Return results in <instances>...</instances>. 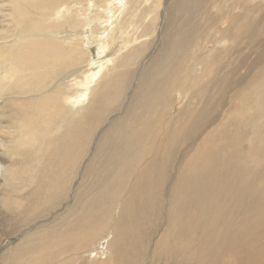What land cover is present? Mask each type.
<instances>
[{
	"label": "bare ground",
	"instance_id": "bare-ground-1",
	"mask_svg": "<svg viewBox=\"0 0 264 264\" xmlns=\"http://www.w3.org/2000/svg\"><path fill=\"white\" fill-rule=\"evenodd\" d=\"M70 1L82 8L86 0H0V76L9 69L0 81V144L13 122L8 104L49 108L33 121L38 140L16 158L0 156V204L27 228L4 252L43 253L52 239L65 254L109 228L106 264H264V6L242 12L235 0H168L145 23V12H133L139 18L115 46L129 51L61 84L56 77L85 60L78 42L115 37L134 2L92 0L104 26L67 48L69 36L51 19ZM179 86L191 94L175 111L167 94ZM82 99L74 116L70 107ZM38 226L42 242L25 244Z\"/></svg>",
	"mask_w": 264,
	"mask_h": 264
},
{
	"label": "rangeland",
	"instance_id": "rangeland-1",
	"mask_svg": "<svg viewBox=\"0 0 264 264\" xmlns=\"http://www.w3.org/2000/svg\"><path fill=\"white\" fill-rule=\"evenodd\" d=\"M95 1L98 2L99 6L100 5L107 6L108 5L107 2H109V1H104V0H95ZM128 1L129 0H126V2H128ZM167 1L168 0H134V2L131 3L130 6H129L130 9L128 8V10H129L128 12H130V14L129 15H127V14L124 15L125 17L124 16L120 17L118 19L117 23H116L115 29L112 30L111 33H115V37L113 35L109 34V38L108 39L104 38L102 40H98L97 43H92V41H90L91 43L90 42H86V43L84 42L83 44H80V42H78V46H81V50L85 54L84 62L79 64L77 67H72L71 69H69V70H67L65 72H62L61 75L56 77L55 80L56 81H60L61 84H62L63 81H66V79L63 80L64 77L72 75L75 71L82 72L83 74L87 73L86 75L97 73L100 70V68H98V65L100 63H102V61H104V65H106V64H108L109 61H114V60H117L118 58L122 57V55L127 53L129 51V49L125 50L121 46L120 47H115V46H117V45L119 46V44L121 43V38H122V36L124 34V30H126V28H124V25L126 26V25H128L129 21H131V20H135L136 21V19L139 18V17H136L133 14V12H145L143 17H141L142 23H145L146 14L148 12H159V14L161 12H164L165 11V4H166ZM236 1L242 3V12H253L252 11L253 9H251V8L260 9L261 6H264V0H235V2ZM87 2H88V4H87ZM70 3H72L74 5L63 6L62 7L63 10L59 9V10H57V12H54L55 15L51 19V21L59 23V26H60L59 32L61 34H65L66 36H69L70 39L66 42V47L67 48L74 46L77 43V40L81 38L80 35H83V32H85L84 37L89 38L94 30L96 31L97 28H100V26H104V23H102L103 19H101L100 17H96L97 13L94 12L96 10V7H94L95 4L92 2V0H86L83 3L84 5L82 6V8H81L82 2L78 3V1H75V2L74 1H70L67 4H70ZM169 3H170V1H169ZM223 3H224V0H223ZM92 4H93V6H92ZM87 7H89V9ZM83 8H85V9H83ZM87 9L89 11L85 12L84 10H87ZM238 10H239V8H236L235 11L238 12ZM6 14H8V13H6ZM85 17H89V21L88 22H90V23L83 22ZM91 17L94 18V20H95L94 23L91 22V19H90ZM107 17L111 18L110 16H107ZM151 17L152 16H150V18ZM73 20H78L79 21V25L74 26V27H70L69 29H66L65 28L66 24L71 22V21H73ZM159 21H160V19H159ZM122 22H125L126 24H122ZM93 26H95L96 29L91 28ZM55 30H57V29H55ZM158 31H159V27H158L157 31L155 32V34L151 36L150 41H156V36L158 34ZM105 33H106V31L104 32V36H106ZM84 37H82L83 41H84ZM107 42H109V46H108L109 49L105 50ZM242 45H243L242 46V56H244L245 54L249 53V48L246 47L247 46L246 43H243ZM112 48H114V49L111 51L110 55L108 56V53L110 52V50ZM118 51L119 52H125V53H119ZM6 69L2 73V75L0 76V81L3 80V75L5 74V72L6 73L9 72V69L8 68H6ZM46 72H48V73H52V72L56 73L57 71L50 70V71H46ZM177 93H178L179 98H178V96L177 97L175 96V94H177ZM190 94L191 93H190L189 89H185L183 86H181V87L179 86V87L172 88V90L167 95L170 96L171 101L174 104V110L176 111L177 107H179V104L181 106H183L185 104L184 102H186V100L188 101V98H189ZM3 100H4V98H3ZM3 100L0 101L1 104L3 103ZM179 100H181L182 103H179L178 102ZM83 101H84V99H82L81 101L74 102L72 104V108L70 107V110H71L70 113L74 114V116H75L76 112L82 110L83 107L86 105V102L88 100H86L84 105L82 104ZM42 107H43L42 111H37V109L32 104H27V105L8 104L7 105L6 115L8 117L10 116V118L12 119L13 122L11 123V127L9 126V129H8L9 131L4 128L5 129L4 132L7 133V131H8L10 135H8L9 138L5 139L3 141V143L0 144V149L2 148L0 150V156L5 158L6 160L16 158V155L18 154L19 150L23 146L30 147L31 143L35 141V138H36V140H38L37 139L38 137L36 136L35 130H34V127H36V126H35V123H33V121H40L43 117H45V113H48V110H49V108L47 106H45V105H43ZM34 111H35V113H34ZM38 112L40 113L39 117H38ZM173 113L174 112L172 110H168L166 112L167 115H171ZM116 115H118V113H116L115 115L114 114L110 115L109 119L107 118L106 122H109V120L112 119L113 117H115ZM33 116L35 117V119H34ZM3 120H5V119H3ZM14 122H15V124H14ZM24 122H26V123H24ZM104 125L105 124H103L98 129V131H96L97 135L100 134V131L102 130ZM20 127H21V129H18ZM47 127H48L47 131L50 134H53L55 132V130L57 129V125L54 124V123H52L51 125H48ZM27 134L32 136V138L29 137V135H27ZM26 138H28V139H26ZM24 140L25 141L27 140V141L24 142ZM245 146H247V144ZM12 147H13V149H12ZM17 148H18V150H17ZM7 149H8V151H6ZM90 155H92V152H91ZM86 158L87 157H85V160H83V162L81 164H83L86 161ZM24 166L26 167L25 164H24ZM25 167H22V169H21V167H17L16 171H18V169H19V171H21ZM82 167H83V165L80 166V169ZM1 169H2V171H4L5 168L1 167ZM3 174H6V173H3ZM128 182H129V180H127V183H126L127 185H128ZM110 185L114 186V183H110ZM94 186L98 188V186L101 187L102 184H99V185L96 184ZM124 190H125L126 196H128V191H126V188H124ZM62 207H60V208H62ZM4 211L5 210L3 208V203H2V204H0V257H4L5 258L4 254L7 255L8 253H7V251H5L6 252L5 253L3 249H7L6 248L7 244L9 245V243H7V242H11V243L13 242L14 243V241L18 240V236H19V238L22 236L21 235V234H23L22 231L27 229V228H25V227L22 228V225L20 227L21 229L18 228L15 225V220L12 217L6 215ZM48 214L45 215L43 218L47 217ZM54 214L55 213H53V216H54ZM117 215H119V214L117 213L115 215V213L113 211L111 218H114L116 220L115 217ZM114 219H111V220H114ZM35 227L36 226H35V223H34V228ZM50 228L51 227L47 228L46 231L50 230ZM37 229L38 230H34L35 231V236L33 238L24 239L23 240V241H25V244H27L29 242L30 244H34V245L36 244L37 245L36 241L42 242V239H44V238H42L43 237V235H42L43 233L40 232L39 226H38ZM19 231H20V234H18ZM16 234H18V235H16ZM97 239H99V240H97ZM100 239L102 241H100ZM112 240H113V238L111 236V230L108 228L107 230H104V231L100 232L98 234V238H94L93 240H90L89 241L90 243L87 242L86 247L83 248V249L81 248V246L79 244H76V242H75V244L72 245L73 249L71 248V251H69L68 253H65V257L67 258L66 264H106V263H108L110 256H109V253H108L106 245H108L109 243H112ZM45 241H46V243L51 244V242L47 241V239L43 240V242H45ZM94 241L96 243H93ZM91 244L93 245L92 247H91ZM36 245H35V247H36ZM55 245H56V242H54V246ZM58 245H59V243H58ZM149 246L150 245L144 246V252H145V255L143 257L144 262H147L148 259H149L148 258L149 257L148 253L150 252V249H149V251H146L149 248ZM54 249L56 250L58 248H54ZM103 249H105L104 250L105 252L103 251ZM36 251H37V247L35 248L34 252H36ZM34 252L33 251L32 252H30V251L26 252L25 251L24 260H26L27 262L29 261L28 264L36 263L37 260L34 259L36 254H34ZM100 252H102V253H100ZM60 253H61V251H60ZM60 253H59V255H61ZM97 254H98V256H97ZM62 259L63 258H61V257L59 258L60 263H61ZM4 262H5L4 264L8 263V261L6 259L4 260Z\"/></svg>",
	"mask_w": 264,
	"mask_h": 264
},
{
	"label": "crops",
	"instance_id": "crops-1",
	"mask_svg": "<svg viewBox=\"0 0 264 264\" xmlns=\"http://www.w3.org/2000/svg\"><path fill=\"white\" fill-rule=\"evenodd\" d=\"M52 239H50V241H51ZM48 241H49V239H48ZM49 241V242H50ZM44 243H45V245H44ZM48 244V243H47ZM46 244V242H43V249H42V252L43 253H45L46 252V250H47V252H46V254H43V253H39V254H36V255H38V257H37V261H36V263L35 264H41V263H44V264H66V261H67V258L65 257V254L63 255V254H61V255H58L59 254V252L60 251H62V250H60V249H58V250H54V248L53 247H55L54 246V243H52L51 242V244H48L47 245ZM53 244V245H52ZM48 248V249H47ZM50 248H53V249H50ZM52 252H51V251ZM49 251V252H48ZM8 255V256H7ZM6 256H5V258L4 257H0V264H4V262H3V260H7L8 261V264H28V262L26 261V260H24V258L23 257H19V256H17V254L16 255H11V254H7ZM41 255V256H40ZM44 255V256H43ZM12 257V258H11ZM16 257H19V258H16ZM63 258L62 260H61V263H60V261H59V258ZM10 258V259H9ZM44 258V259H43ZM15 259V260H14ZM18 259V260H17ZM22 261H21V260ZM11 260V262H9ZM41 260H43V261H41ZM12 261H13V263H12ZM39 261V262H38ZM45 261H46V263H45ZM50 261V262H49ZM38 262V263H37ZM49 262V263H48Z\"/></svg>",
	"mask_w": 264,
	"mask_h": 264
}]
</instances>
